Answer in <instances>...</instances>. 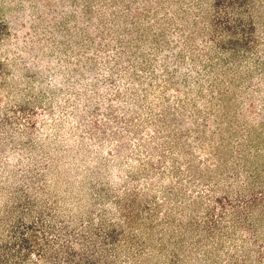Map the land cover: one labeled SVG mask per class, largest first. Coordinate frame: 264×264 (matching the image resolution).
<instances>
[{
	"label": "rangeland",
	"instance_id": "374dc122",
	"mask_svg": "<svg viewBox=\"0 0 264 264\" xmlns=\"http://www.w3.org/2000/svg\"><path fill=\"white\" fill-rule=\"evenodd\" d=\"M0 264H264V0H0Z\"/></svg>",
	"mask_w": 264,
	"mask_h": 264
}]
</instances>
